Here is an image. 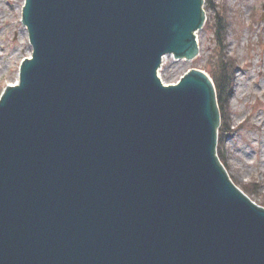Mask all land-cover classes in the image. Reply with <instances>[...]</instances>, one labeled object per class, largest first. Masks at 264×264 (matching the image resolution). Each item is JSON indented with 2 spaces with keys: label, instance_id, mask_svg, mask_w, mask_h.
<instances>
[{
  "label": "water",
  "instance_id": "water-1",
  "mask_svg": "<svg viewBox=\"0 0 264 264\" xmlns=\"http://www.w3.org/2000/svg\"><path fill=\"white\" fill-rule=\"evenodd\" d=\"M204 0H26L0 98V264H264V208L217 155ZM195 58V59H196Z\"/></svg>",
  "mask_w": 264,
  "mask_h": 264
},
{
  "label": "rangeland",
  "instance_id": "rangeland-1",
  "mask_svg": "<svg viewBox=\"0 0 264 264\" xmlns=\"http://www.w3.org/2000/svg\"><path fill=\"white\" fill-rule=\"evenodd\" d=\"M24 4L25 0H0V98L19 81L23 60L33 54L22 20ZM211 6L205 4V23L197 33L199 56L193 61L167 56L159 76L170 85L193 69L211 74L209 62L219 53L214 22L222 17L227 30L222 45L239 70L230 102L233 132L221 148L231 179L257 187L258 194L250 199L264 207V0H212Z\"/></svg>",
  "mask_w": 264,
  "mask_h": 264
},
{
  "label": "trees",
  "instance_id": "trees-1",
  "mask_svg": "<svg viewBox=\"0 0 264 264\" xmlns=\"http://www.w3.org/2000/svg\"><path fill=\"white\" fill-rule=\"evenodd\" d=\"M206 1L208 5L207 7L211 8L212 0H206ZM220 20L221 17L217 16L214 22L216 36L217 39L219 40V45L217 47L218 48L217 51L219 53L216 54L215 57H212L208 67L216 86L218 105L222 115V127L220 128V134H219V144H220L219 155L222 162L226 166L224 152L222 151L221 146L225 142L226 138L229 137V133L233 132L229 128L230 127L229 120L231 115L230 102L234 94L235 79H236L238 64L234 58L226 54L225 47L224 45H222V42L226 41L227 30L226 29L223 30L222 23L220 22ZM239 186L249 196L258 194V190H257L258 188L257 187H256L257 189L254 188L252 184H239Z\"/></svg>",
  "mask_w": 264,
  "mask_h": 264
}]
</instances>
